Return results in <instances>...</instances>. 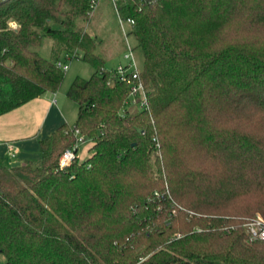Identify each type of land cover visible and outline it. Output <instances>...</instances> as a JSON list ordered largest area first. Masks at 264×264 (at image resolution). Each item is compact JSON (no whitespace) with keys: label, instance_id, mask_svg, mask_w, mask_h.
I'll list each match as a JSON object with an SVG mask.
<instances>
[{"label":"trees","instance_id":"trees-1","mask_svg":"<svg viewBox=\"0 0 264 264\" xmlns=\"http://www.w3.org/2000/svg\"><path fill=\"white\" fill-rule=\"evenodd\" d=\"M95 8L0 1V115L56 92L61 52L94 67L68 88L76 122L40 141L41 165L0 162L2 264H264L245 226L264 217V0H118L141 58L125 80L87 30ZM138 80L148 109L129 102ZM75 130L88 156L60 167Z\"/></svg>","mask_w":264,"mask_h":264},{"label":"crops","instance_id":"crops-1","mask_svg":"<svg viewBox=\"0 0 264 264\" xmlns=\"http://www.w3.org/2000/svg\"><path fill=\"white\" fill-rule=\"evenodd\" d=\"M55 96L56 92H45L0 115L1 163L7 165L12 161L19 162V166L26 162L41 165L40 141L63 124L70 125L69 97L53 98Z\"/></svg>","mask_w":264,"mask_h":264},{"label":"rangeland","instance_id":"rangeland-1","mask_svg":"<svg viewBox=\"0 0 264 264\" xmlns=\"http://www.w3.org/2000/svg\"><path fill=\"white\" fill-rule=\"evenodd\" d=\"M125 27L128 28L127 23H125ZM87 30L92 34L98 35L101 39V51H112V55L107 58L105 63L106 70H116L120 65L124 66L128 64L129 61L124 58V54L127 52L125 36L110 0L98 1L93 16L87 24ZM53 42L54 41L50 37L43 38L42 44L38 49L39 53L45 57H50L52 55ZM134 55L137 64L139 65L141 62L140 55L137 51H134ZM59 60L67 65V69L60 87L56 90V96L53 98L61 95L67 97V90L76 77L89 78L94 71V67L90 62L81 58L67 59L65 52L60 53ZM67 101L71 113L69 124L73 127L77 118L78 106L76 102L69 98H67ZM90 144L91 141L88 139H85L82 143L78 144L76 154L79 160L83 161L87 158ZM11 164L12 161H10L7 166H11ZM4 261L5 257L0 252V264Z\"/></svg>","mask_w":264,"mask_h":264},{"label":"built area","instance_id":"built-area-1","mask_svg":"<svg viewBox=\"0 0 264 264\" xmlns=\"http://www.w3.org/2000/svg\"><path fill=\"white\" fill-rule=\"evenodd\" d=\"M0 1H5V0H0ZM99 0H92V7L95 8ZM113 3V7L115 9L119 24L122 28L123 34L125 37H127L126 30L127 28L125 27V23L128 25H131L134 23L133 19L131 18H123L118 11L117 8V2L118 0H111ZM10 25L12 27L16 26L15 22H10ZM127 43V52L124 54V58L127 59L129 62L127 65H120L116 70H114V74L120 79V80H125L131 75L133 78L138 77V65L137 61L134 55V52L131 48V45L128 40H126ZM57 66L62 68L63 70L67 69V65L62 62L61 60L57 62ZM131 68V69H128ZM129 102H131L132 105H137L140 109H148V101L146 97V93L143 87V84L141 81H136L131 85V88L129 90ZM77 134V140L75 143L67 148L59 158V166L60 167H65L69 165L77 156V146L79 143H82L84 141L83 136L80 134L78 130H75ZM153 140H156L154 138ZM159 144L158 141H156V147L158 148ZM246 232H247V241L249 243H253L259 240H264V217L260 214L257 213L255 216L251 217L247 222H246Z\"/></svg>","mask_w":264,"mask_h":264},{"label":"water","instance_id":"water-1","mask_svg":"<svg viewBox=\"0 0 264 264\" xmlns=\"http://www.w3.org/2000/svg\"><path fill=\"white\" fill-rule=\"evenodd\" d=\"M11 166L12 167L19 166V162H12Z\"/></svg>","mask_w":264,"mask_h":264}]
</instances>
